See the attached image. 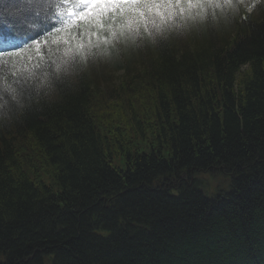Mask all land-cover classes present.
<instances>
[{
    "label": "trees",
    "instance_id": "trees-1",
    "mask_svg": "<svg viewBox=\"0 0 264 264\" xmlns=\"http://www.w3.org/2000/svg\"><path fill=\"white\" fill-rule=\"evenodd\" d=\"M234 2L206 26L177 1L109 81L59 70L47 8L0 0L29 18L0 56V264H264V0Z\"/></svg>",
    "mask_w": 264,
    "mask_h": 264
},
{
    "label": "rangeland",
    "instance_id": "rangeland-1",
    "mask_svg": "<svg viewBox=\"0 0 264 264\" xmlns=\"http://www.w3.org/2000/svg\"><path fill=\"white\" fill-rule=\"evenodd\" d=\"M197 1L200 2L188 4V11L191 16H193V25L195 23L203 22L206 26H210L219 21H225V13L234 7V1L237 0ZM256 3H258V0H240L239 6L247 12H251L253 5ZM174 5L175 3H172L171 0H161L153 3L146 20L142 18L136 8L133 13L127 11L128 15H126V18L117 26H112L113 21H115L113 17L109 19L108 24H103L101 19L100 23L103 27H98L95 24H92L91 26H82L84 34L82 36L80 35V41L75 45V51L79 55H74L69 51L68 55L72 61L67 60V63L63 64L64 69L58 66L59 70L61 69L65 72H68L69 70H79V68L85 70L86 66H90L92 64L91 61H94L101 68V70H97L100 77H105L109 81H116L121 73H117L116 70H111L108 65L106 66V59L110 58V48L122 50L126 46V40L130 37L133 39L136 38L141 28H154L162 18L165 20L172 19ZM114 10L108 15L112 16ZM239 10L240 9H234L236 13H238ZM186 18L187 17H183L180 18V20H185ZM132 30L136 35L132 34ZM182 34V32L177 33L175 37L180 39ZM89 40L91 41L90 44ZM81 43L86 45L84 49H78L77 46ZM98 81H102V79H99ZM142 149L148 151V148L146 147ZM113 163L116 166H124L122 157H115Z\"/></svg>",
    "mask_w": 264,
    "mask_h": 264
},
{
    "label": "snow or ice",
    "instance_id": "snow-or-ice-1",
    "mask_svg": "<svg viewBox=\"0 0 264 264\" xmlns=\"http://www.w3.org/2000/svg\"><path fill=\"white\" fill-rule=\"evenodd\" d=\"M138 0H131V3L135 4ZM129 0H60L59 3L55 0H29V5L34 9L33 15L39 17L43 10L47 8L46 18L55 19L57 23L61 25L71 24L72 29L67 33V37L63 40L64 44L69 43V39L74 38L72 36V30L78 35H83L82 26H91L92 24L98 27H103L100 23L101 19L112 12L115 8H118L122 4H128ZM39 7V11L35 8ZM62 9L53 12L52 9ZM28 16L24 15V9H18L17 12L11 13L9 18L0 20V43L11 42L15 39L17 31L24 27L28 22ZM35 27V22L31 25ZM55 31H64L61 29H54ZM33 45L36 46V55L43 58V53L40 51L41 44H47V41L33 40ZM54 44L59 47L60 41H53ZM91 41L89 40V44ZM78 49H84L85 44L81 43ZM20 51L8 53V55H19ZM65 54H68L67 52ZM4 53H0L3 56ZM38 66V65H36Z\"/></svg>",
    "mask_w": 264,
    "mask_h": 264
}]
</instances>
